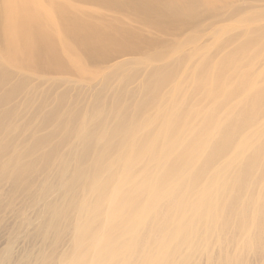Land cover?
Instances as JSON below:
<instances>
[{
	"label": "bare ground",
	"instance_id": "bare-ground-1",
	"mask_svg": "<svg viewBox=\"0 0 264 264\" xmlns=\"http://www.w3.org/2000/svg\"><path fill=\"white\" fill-rule=\"evenodd\" d=\"M0 264H264V0H0Z\"/></svg>",
	"mask_w": 264,
	"mask_h": 264
}]
</instances>
